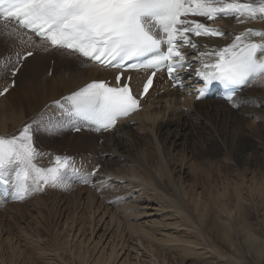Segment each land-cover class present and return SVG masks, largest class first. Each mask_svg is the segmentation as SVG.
Wrapping results in <instances>:
<instances>
[{
	"label": "snow or ice",
	"instance_id": "obj_1",
	"mask_svg": "<svg viewBox=\"0 0 264 264\" xmlns=\"http://www.w3.org/2000/svg\"><path fill=\"white\" fill-rule=\"evenodd\" d=\"M220 18L239 24L264 20V0H0V39L5 42L15 39L81 64L118 70L112 81L92 80L62 98L66 111L60 117L45 119L40 113L16 134L0 135V186L6 192L11 186L13 199L21 200L45 186L66 187L70 179L88 183L95 170L82 174L74 157L55 155L49 166H38L45 154L35 147L34 136L84 125L98 132L117 129L118 121L142 108L158 72L183 89V74L190 71L202 82L190 93L197 100L217 83L233 101L237 90L264 77V29L235 34L209 25ZM14 55L15 60L0 57V72L12 77L33 52ZM132 72L143 73V83ZM14 166L10 180L8 169Z\"/></svg>",
	"mask_w": 264,
	"mask_h": 264
},
{
	"label": "bare ground",
	"instance_id": "obj_2",
	"mask_svg": "<svg viewBox=\"0 0 264 264\" xmlns=\"http://www.w3.org/2000/svg\"><path fill=\"white\" fill-rule=\"evenodd\" d=\"M215 24L219 25L220 28L224 29L226 32L235 34H239L245 28L264 29V20L260 19H254L245 24H239L233 18H225L216 21ZM252 39L259 40L258 37ZM30 50H33L35 53L26 59L24 67L20 69L19 73L15 76V87L9 90L5 96L2 97L0 95V124L3 125L0 128V135H4L2 133L12 135V132L9 131L6 125L12 122L14 128H20L26 122L30 121L32 115L38 111V109H40L41 113L45 114V119H47L49 115L55 117L56 114H59L60 110L52 106L51 101L61 99L66 94H70L92 80H101L109 77L114 78L115 76V71L112 69L102 70L90 64H81L78 60L57 52L54 49L44 52L42 49L36 48L35 46L29 48L27 45L21 44L15 39H9L7 42L0 39V57L6 58L11 56V58L15 60V52L20 51L21 53H25ZM189 52H191V49H189ZM51 60H54L53 63ZM50 69H52L51 74H49ZM3 74V72H0V89L9 85L11 81L10 75ZM132 75L137 77V82L143 83V73H140L138 76L137 73L134 72ZM4 77H6L7 80L3 82L2 78ZM260 79H264V77H259L255 82ZM191 87L192 83L190 81L186 88L178 89L173 86L172 82L167 80L164 72H158L152 89L141 101L142 108L131 115L130 118L121 120V123L117 125V129L105 131L106 133L102 135L108 137L106 143L103 144L106 149L108 148L109 140H111L114 147H118L121 143L125 142L126 139H134L138 135L141 139L143 137L149 138V151L151 150L152 154L150 153V156L147 158V163L144 162L145 159L142 160L136 155L134 163H129L130 165L123 168L122 172L126 173L129 178L122 179V177H120V172L114 170L110 171L114 176H118L117 180L120 182V185L118 184L115 186L122 192L120 195L124 197L123 192H126V194L129 193L130 196H132V199L128 196V198L121 200V204H119L120 202L118 203L127 220H125L124 217V219H122L120 216L121 214L118 215L119 208L115 209V206L108 204L106 199H99L100 196L93 193L90 201L83 204L87 207L91 205L90 213L87 214L90 219V223H88L90 233L85 232V224L80 225L81 223H86L83 222L85 221V216L82 212L84 206L79 210L80 213L78 212L80 215L83 214V219L80 222H76V224L72 222V225H69L68 222L66 223L65 228L68 229L67 232L69 231L68 233L73 236H71V242L76 244L74 245L70 242L72 244L71 248L67 250L69 249V241L67 238V241H65L67 242L66 244L61 243V246H58L63 248V251H70V257H68L73 264H158V262L159 264H166L167 259L166 256H163L164 253L161 254L162 251L170 254L182 255L181 257H183L184 260L186 258H191L193 255V257L202 264H229V259L232 257L231 254L237 252V244L234 238L238 235V232L245 235L243 237L244 239H248V233H250V229L253 228L251 224H248L250 220V199L253 198L252 200L254 201L253 196L256 194H259L264 199V179L259 182L257 177H248L243 174L238 180L235 178L234 180L226 175V178L222 180V182L220 181V183L218 180L219 178H216L217 180L214 179L215 176H211L212 178H210L208 174L209 177L204 176L205 171H203L201 165H199L197 161L195 162V159L193 160L192 157L190 158L188 156V154L193 151V147L189 146L187 156H185V154L182 155V153L180 154V152L175 149L176 146H178L176 142L174 148L176 153L171 157L164 146L163 133L167 130L164 131L163 129L171 126L175 120L178 124L177 128L182 125V127L188 128V132L197 133L198 137L196 142L199 144L195 145L199 148L204 147L205 153L208 154L206 155L207 161H209L208 163H212L215 159L214 156L221 152V149L217 150L218 147H220V141L212 136L209 138L212 129L210 127L205 128L203 125L200 126V124H202V117L205 118L208 116V109V111L212 110L215 111L216 114L221 115H223V112H228V110L220 106L221 103L223 105V102L217 99H212L215 102L211 109L206 108L203 104L207 103L208 100L196 101L195 95L191 96L189 94ZM243 93H241V95ZM239 95H236V97ZM191 127L194 128V130H192ZM118 130L121 131L120 134L115 135ZM140 131L143 134H140ZM98 133L99 132L86 126L85 130L80 135L76 134L73 136L74 139L71 140L74 147L73 149L76 148L77 150L78 148L79 150V147L90 145L91 142H94V136ZM167 133L168 132H166V134ZM219 134L222 139L228 138V134L224 131H220ZM35 137L38 138L34 140L35 147L39 149L42 144V139L47 137V134L38 133L34 138ZM233 146V148H231L232 146L230 148L233 151L232 153L236 161L245 163L248 159V157L245 158L248 151L247 142L240 141ZM92 148L97 153L99 152L95 150L96 146ZM80 150H82V148ZM79 152L77 151V153ZM164 152H166V155ZM79 154L81 155V152ZM82 159L83 158H81V160ZM100 159L99 156L96 157V154L93 156L87 155L84 162L86 164L92 163L93 166L90 170L92 172L98 163H100ZM120 159L121 157L117 158V160ZM81 164L82 163H80V165ZM76 165L78 166V162ZM107 165H109V163L104 165L105 172ZM212 165L214 166L215 164ZM43 166L46 167V165ZM158 170L162 172L163 175H161ZM10 171L11 169H8V172ZM209 172H211V170ZM214 173L213 175H217V173ZM187 174L194 177V182L189 183L187 179L188 176H186ZM225 174L227 173L225 172ZM163 187L170 195L169 198L161 196L157 191V189L159 190ZM53 188L51 190H53ZM106 188L110 187L106 186ZM143 194L145 197L140 199V196ZM18 205H20L19 202H14L12 204V206L17 207ZM187 207H192L193 215L189 214ZM186 211H188V213ZM207 215L211 216V219L213 217L212 230L217 233L215 234L222 239L229 251L232 252L229 257L224 254L223 257L217 256L216 247H213V251H210L206 246H200V243L196 240L199 231L196 233L194 230L185 231L181 229V226H186L189 221L197 224V221H194L196 219H194V216L200 220L198 223H201V226H203L202 222L206 219ZM237 219L239 222H236ZM74 220L75 219H73V221ZM230 220L234 221L233 224L235 222L239 223V226L236 224V228L233 227ZM204 222L206 223V221ZM208 224L210 226V223ZM200 231H202V229ZM205 231L204 229V232ZM88 234H90V236ZM60 235L64 236L66 234L61 232ZM60 235L58 237H60ZM65 237L66 236H64V238ZM71 237L69 236V239ZM134 240H136L137 243ZM247 242L248 240L245 241L246 245H249ZM136 244H140L144 250L142 251L140 246ZM15 248L18 249V246L13 247V250ZM53 248L51 250H53ZM246 249L250 250L249 248ZM140 251H142V253ZM261 251H264V249ZM12 253H14V251ZM145 253L146 255H143ZM17 254L20 255V253ZM13 255L12 257H14ZM12 257L11 259L13 260ZM259 257L261 259L263 255H259ZM66 261L68 260L66 259ZM232 261L234 260L231 259V262ZM54 264H56V262Z\"/></svg>",
	"mask_w": 264,
	"mask_h": 264
},
{
	"label": "rangeland",
	"instance_id": "obj_3",
	"mask_svg": "<svg viewBox=\"0 0 264 264\" xmlns=\"http://www.w3.org/2000/svg\"><path fill=\"white\" fill-rule=\"evenodd\" d=\"M52 63H53V60H52ZM3 75H6V74L4 73ZM5 80H7L6 77L2 78L3 82ZM214 102H215L214 100H208L207 103L203 104V106H206V108L211 109ZM233 103H235L237 106L234 107ZM220 106L224 107L226 110H228V112H223V115H221V114H216L215 111H212V110L208 111L209 110L208 109L207 110L208 116L205 118L202 117V124H200V126L203 125L205 128L210 127L212 129V133L209 136V138L212 136L220 141L219 143L220 147H218L217 150L221 149V152L214 156L215 159L212 161V163L211 162L208 163L209 161H207V157H206V155L208 154L205 153V149H203L204 147L199 148L195 145V144H199L196 142L197 137H198L197 133L194 134V133L188 132V128L182 127V125H180V127L177 128L178 124L175 122V120L173 121V124H171V126L167 128L165 127L166 129L165 128L163 129L164 131L167 130L166 132H168L166 134V132L163 131L164 132L163 140H164V146L166 147V150L169 152L170 156L172 157V155L176 153L174 148L177 142L178 146H176L175 149L179 151L180 154L182 153V155L185 154V156H187V150H189L188 149L189 146L193 147V151H191L188 154V156L190 158L192 157L193 160L195 159L194 161L195 162L197 161V163L201 165L203 171H205L204 176L206 177L210 176V178H212L211 176H215L214 179L219 178L218 179L219 182L220 181L222 182V180L226 178V175L229 176V178L231 177L232 179L235 178L238 180V178L241 177L243 174L247 175L248 177H254V178L257 177L259 179L258 180L259 182L263 181L264 179V134H263L264 133V79H260L257 82H255L252 86H250L247 90H245L244 93L240 97L238 96L231 103H228V104L223 103V105L221 103ZM40 113L41 111L40 109H38V111H36L32 115L30 120H32L33 117H37L38 114ZM60 116H61V113L60 115L59 114L55 115V117H60ZM48 117H50V115ZM1 126L3 125L0 124V128ZM6 126L8 127L9 131L12 132V134H16L17 130L19 129V127H16L17 129L14 128L12 125V122L8 123V125ZM72 130L73 129L65 128L62 131H58V132L53 131L51 133H46L47 137L42 139L41 141L42 144L40 145V148L38 149L45 155H43L42 158L37 159L36 161L37 165L38 166L49 165V160L54 159L55 155L69 156V157L75 158L76 164L78 162V166L77 165L76 166L80 167L81 173L87 174V173H91L90 170L92 169L93 165L92 163L86 164L84 160L87 158V155L93 156L96 154V157L99 156L101 158L100 163H98V165H102V169L95 172L94 176H90L88 183H83L82 181L70 179L68 181V186L66 187H54V188L52 187L53 190H51L52 189L51 186L49 187L45 186L43 191L31 192L27 199L19 202L20 205H18V207L12 206L13 204L12 202H9L7 200H2L0 196V264H7V263L8 264H30V263L31 264H54L55 262L56 264H73V262L69 258L71 254L70 251L66 252V250H64L65 251L64 252L63 248L60 247L61 243L62 244L67 243L65 242L67 241V238L69 241L68 243L69 249L67 248L65 249L70 250L71 245L76 244L74 242L73 243L71 242L73 236L68 233L69 231L67 232L68 229H66L65 226L67 222L69 223V225H72V222H74V224H76V222H80L83 219L82 216L84 214L85 221L83 222H86L87 224L81 223L80 225L85 224L84 226L86 228L85 232L90 233L89 225H88V223H90L89 222L90 219L87 216V214L90 213L91 205H88L87 207V206H84L83 204H85V202L87 201H90V198H92L93 193L99 195L100 196L99 199L100 198L103 200L106 199V201H108V204L115 206L114 207L115 209L119 208L120 210L118 209V215L121 214L120 216L122 217V219L125 218V220H127L119 204H121L122 202L121 200L128 198V196L130 199H132V196H130L129 193L126 194V192H123L124 197L120 195L122 192L119 191V189L115 186L120 183L117 180L118 176L115 175L116 176L115 177L113 173L110 171L114 170L116 172H120L121 176L120 175L119 176L122 177V179L124 178L126 179L127 177L129 178V176L126 173L122 172L123 168L127 165H130L132 162L134 163L136 155L140 157L142 160L145 159L144 162L147 163V158L150 156V153L152 154L151 150L149 151L150 139L146 137H143L141 139L139 138V135H138L134 139H131V138L126 139V141L121 143L118 147H114L111 143V140H109V145H108V148L106 149L103 146V144L106 143L108 137H104L102 136L103 135L102 133H98L96 136H94V142H91V144L87 145L86 147L83 146L84 148L79 147V150L78 148L76 150V148L73 149L74 147H73L71 140L74 139L73 138L74 135L76 134L80 135L81 132L73 134ZM192 130H194V128H192ZM220 131L226 132L228 134V138L222 139V137L219 136ZM120 132L121 131L118 130L115 133V135H119ZM139 133L143 134L141 131ZM2 134L7 135L5 133H2ZM35 139L37 140L38 138L35 137L34 140ZM237 141L247 142L248 151L245 155V158L248 157V159L247 161H245V163L241 161L237 162L235 156L232 153L233 151L231 148L234 147L233 145H236V143H238ZM190 143H193V144H190ZM93 146L94 147L96 146L95 150H98L99 151L98 153L93 150L92 148ZM81 148L82 150H80ZM90 148L92 149V151ZM73 150H75L76 152ZM77 151L78 152L80 151L82 156L79 154L80 152L77 153ZM86 151H87V154H86ZM164 153L166 155V152ZM119 157H121V159L117 160V158ZM81 158H83L82 159L83 162ZM80 163L82 164L80 165ZM107 163H109V165L106 166V172H105L104 165H106ZM212 164H215V165L213 166ZM14 168L15 166L12 167V170ZM94 170L95 169H93L92 172ZM210 170L211 172H209ZM220 171H222L223 173ZM225 172L227 174H225ZM159 173L163 175L162 172L159 171ZM213 173L214 174L217 173V175H213ZM186 176H188L187 179L189 183L194 182V177H192V175L190 176L189 174H187ZM106 186H109L110 188H106ZM157 191L161 194V196H166V198L170 197V195L167 193L164 187L159 190L157 189ZM259 196H260L259 194L254 195L253 196L254 201L252 200L253 198L250 199V203H251L249 205V211H250L249 219L250 220L248 219L249 220L248 224L249 225L251 224V227L253 228H251L249 231L250 233H248L249 237L247 239L248 240L247 243L249 245H246L245 243V241H247L246 239L243 238L245 235L241 232H238V235H236L234 238V240L236 241L235 243L237 244L236 245L237 252H235L234 254L231 251H229L228 247L226 246L225 243H223L222 239L218 235H216L217 234L216 232L212 230L213 217L211 219V216H208V215L207 217L205 216L206 219L204 221H206V223L203 221L202 222L203 226H201V223L200 224L198 223V221L200 222V220L196 216H194V219L196 218L194 221L195 222L197 221L196 222L197 224L189 221V223H187L186 226L182 225L181 229L185 231L194 230L196 233H198L197 231H199V235H197L196 237V240L200 243L199 245L206 246L208 249H210V251H213V247H216L217 256L223 257L225 255L229 257L230 253H232L231 255L233 258L231 257L229 259V264L230 263L232 264H264V254H263L264 251H261L262 249H264V233H263L264 232V201H263L264 199L261 196L260 197ZM144 197L145 196L143 194L142 196H140V199ZM83 206H84L83 208L84 211L82 210L83 214L80 215L78 214V212L80 213L79 210L82 209ZM191 208L187 207V210H189V214L193 215V211ZM186 212L188 213V211ZM73 219L75 220L73 221ZM232 220L230 221L233 227H235L236 224H238L239 226V223H236V222H239L238 219L237 221L235 220L236 222L234 224H233L234 221ZM208 223H210V226ZM201 229L202 231H200ZM204 229L208 233L206 231L204 232ZM61 232H64V234H66L64 235L66 236L65 238L64 236L60 235ZM59 235L61 239L60 237H58ZM88 235L90 236V234ZM69 236L70 237L72 236V237L69 239ZM61 240L64 242H62ZM241 240L243 241V243ZM134 241L136 242V240ZM136 245L140 246L142 251L144 250L140 244H136ZM15 246H18V249L15 248L13 250V247ZM56 246L59 248H57ZM260 246L261 247L263 246L262 249ZM52 248L53 250L54 249L55 250L54 251L51 250ZM246 248H249L250 250ZM13 251L16 254L12 253ZM142 251L140 252L142 253ZM17 253H20V255ZM11 254L12 255L14 254L13 255L14 257H12ZM161 254H163V256H166V259H167L166 264H202L201 262L196 260V258H194L193 255L191 258H188V259L186 258L187 260L186 259L184 260V258L181 257L182 255L170 254V253L163 252V251L161 252ZM143 255H146V253ZM259 255H263V257L260 259ZM11 257L13 258V260L11 259ZM66 259L68 261H66ZM231 259L234 261L231 262Z\"/></svg>",
	"mask_w": 264,
	"mask_h": 264
}]
</instances>
